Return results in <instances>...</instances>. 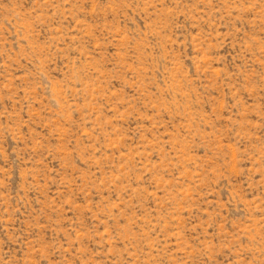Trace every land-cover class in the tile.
<instances>
[{"label":"rangeland","instance_id":"rangeland-1","mask_svg":"<svg viewBox=\"0 0 264 264\" xmlns=\"http://www.w3.org/2000/svg\"><path fill=\"white\" fill-rule=\"evenodd\" d=\"M0 264H264V0H0Z\"/></svg>","mask_w":264,"mask_h":264}]
</instances>
